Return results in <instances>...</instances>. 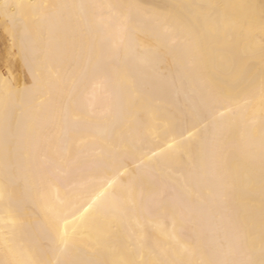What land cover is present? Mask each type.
<instances>
[{
    "label": "bare ground",
    "instance_id": "6f19581e",
    "mask_svg": "<svg viewBox=\"0 0 264 264\" xmlns=\"http://www.w3.org/2000/svg\"><path fill=\"white\" fill-rule=\"evenodd\" d=\"M8 7H5V6ZM0 264L264 259V0H0Z\"/></svg>",
    "mask_w": 264,
    "mask_h": 264
},
{
    "label": "rangeland",
    "instance_id": "374dc122",
    "mask_svg": "<svg viewBox=\"0 0 264 264\" xmlns=\"http://www.w3.org/2000/svg\"><path fill=\"white\" fill-rule=\"evenodd\" d=\"M0 68L11 75L18 84L31 81L29 72L2 27H0Z\"/></svg>",
    "mask_w": 264,
    "mask_h": 264
},
{
    "label": "snow or ice",
    "instance_id": "6c2138e0",
    "mask_svg": "<svg viewBox=\"0 0 264 264\" xmlns=\"http://www.w3.org/2000/svg\"><path fill=\"white\" fill-rule=\"evenodd\" d=\"M5 7H8L7 5ZM250 264H254V262H250ZM259 264H264V259H262Z\"/></svg>",
    "mask_w": 264,
    "mask_h": 264
}]
</instances>
